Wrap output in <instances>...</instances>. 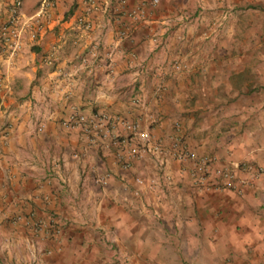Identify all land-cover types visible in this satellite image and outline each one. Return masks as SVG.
<instances>
[{
	"label": "crops",
	"instance_id": "0c3cea01",
	"mask_svg": "<svg viewBox=\"0 0 264 264\" xmlns=\"http://www.w3.org/2000/svg\"><path fill=\"white\" fill-rule=\"evenodd\" d=\"M16 1L0 0V264H264V0H54L43 16L21 0L10 55ZM135 128L161 150L131 154ZM176 142L235 186L195 183Z\"/></svg>",
	"mask_w": 264,
	"mask_h": 264
},
{
	"label": "built area",
	"instance_id": "2783aa9c",
	"mask_svg": "<svg viewBox=\"0 0 264 264\" xmlns=\"http://www.w3.org/2000/svg\"><path fill=\"white\" fill-rule=\"evenodd\" d=\"M161 0H151L153 5H158ZM127 0H121V4H125ZM86 13H90L97 9L98 5L94 0H87ZM21 0H17L9 13L8 18L3 23L1 28V39L6 49L9 50L10 55H14L20 49L22 45L23 29L19 24L20 20V7ZM54 0H43L42 10L40 14L48 15V9L54 6ZM78 23L84 28H90L91 23L86 15H82L78 18ZM68 126L85 125L88 123V119L80 114H73L67 121ZM136 132L137 142L136 145L131 148V154L137 155L141 150L143 151H158L161 150L159 144L152 143L150 134L146 130L134 129ZM170 153L172 156L180 160L181 162L193 161L192 177L195 183L204 185L208 181L212 180L211 173L214 172L220 179H222L225 186L234 187L236 182V175L234 171L228 167H212L213 159L207 155H197L195 151L183 145L181 142H176L172 145ZM138 182H141L140 177L136 178Z\"/></svg>",
	"mask_w": 264,
	"mask_h": 264
},
{
	"label": "rangeland",
	"instance_id": "374dc122",
	"mask_svg": "<svg viewBox=\"0 0 264 264\" xmlns=\"http://www.w3.org/2000/svg\"><path fill=\"white\" fill-rule=\"evenodd\" d=\"M257 4V3H256ZM258 5V4H257ZM260 5V4H259ZM259 52H261V51H256V56H260V53Z\"/></svg>",
	"mask_w": 264,
	"mask_h": 264
}]
</instances>
